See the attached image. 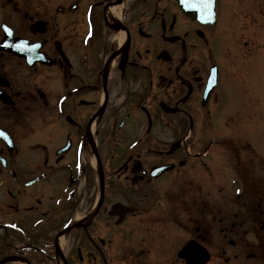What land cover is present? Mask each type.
<instances>
[{"label": "flooded vegetation", "instance_id": "obj_1", "mask_svg": "<svg viewBox=\"0 0 264 264\" xmlns=\"http://www.w3.org/2000/svg\"><path fill=\"white\" fill-rule=\"evenodd\" d=\"M251 1L236 54H258ZM2 6L0 264H264V168L240 154L256 111L223 103L222 0Z\"/></svg>", "mask_w": 264, "mask_h": 264}, {"label": "rangeland", "instance_id": "obj_2", "mask_svg": "<svg viewBox=\"0 0 264 264\" xmlns=\"http://www.w3.org/2000/svg\"><path fill=\"white\" fill-rule=\"evenodd\" d=\"M222 1L226 7H232L229 10L232 15L234 14V11H239L238 0ZM9 8L2 6V9H0V15L7 16L10 13ZM259 8L261 10L260 13L262 14L258 18V28L255 35H253V37H257L259 40L258 54L257 52H255V54H248V50L251 52V47H244L242 52L239 51L236 54L238 47L233 42H236L235 39L237 40L238 36L234 35L236 33L238 34V28L241 27V19L239 14L235 13V16L232 17L231 20L227 21V23H229L227 24V27L226 25L224 27L229 29L225 31L224 42L228 45L227 48L231 53L226 57V59H224L226 61L225 68L223 69V72L226 75L224 81L226 80L228 82V87H224L225 90L222 92V97L224 100L223 103L229 110L232 111V114H235V111L240 109L242 103L244 104L243 106L248 107V109L252 108V105H255L254 107L256 114L254 116V123L252 126H250L252 132L249 134L255 147H253L254 150L252 149L253 151L250 152L251 149H249V143H244L242 145V149L240 150L242 153L240 154H243L242 163L244 164V168L251 167L253 169L259 170V172H262V169L264 168V91H257L254 89H260V85L262 84L263 80H259L258 86L255 85L256 83L252 85V81L250 80L251 75L257 71V68L260 67V70L262 71V65L264 64L261 62V60L264 58V0H260ZM248 29L251 31V27ZM260 58L262 59L259 61L256 60ZM259 73L260 72L258 71V74ZM223 86H225V83H223ZM240 89H244L245 92H242ZM256 96L257 102L254 100ZM242 118L245 119L244 117ZM255 154L257 155L256 157H258L257 160L259 159L258 162L256 161L257 163H254L253 160H248Z\"/></svg>", "mask_w": 264, "mask_h": 264}, {"label": "bare ground", "instance_id": "obj_3", "mask_svg": "<svg viewBox=\"0 0 264 264\" xmlns=\"http://www.w3.org/2000/svg\"><path fill=\"white\" fill-rule=\"evenodd\" d=\"M251 4H252V1L251 0H238V10L239 11H249L250 9L248 8L249 6H251ZM232 8V7H231ZM231 8H229L228 6L227 7H225V10H224V12H225V14H224V18H225V20L227 19V20H229L230 18H232V17H234L235 16V14H233L232 16L230 15L231 13H229L228 14V11L231 9ZM246 8H248V9H246ZM234 13V12H233ZM230 15V16H229ZM226 30H229L228 28H225V31ZM262 58H260V59H256L257 61H259V60H261ZM261 62H264V58H263V60H261ZM258 71L260 72L258 75H257V73H258ZM215 72V68H213L212 69V74ZM225 74H224V76H223V83H225V86H223V87H228V85H227V81L225 80L224 81V78H225ZM256 78H258L259 80L261 79V80H263V82H262V84L260 85L261 87H260V89H257V91H260V90H262V89H264V70H260V67L259 68H257V71L255 72V73H253L252 75H251V78H250V80L252 81V85H254V83H256ZM242 92H245V90L244 89H240ZM245 94V93H244ZM254 100H256V102H257V96L254 98ZM242 102V101H241ZM247 102V101H246ZM257 104V103H256ZM241 105H244L243 103L241 104ZM229 126H231L230 124H229ZM258 158V157H257ZM259 160V159H258ZM264 165V164H263ZM249 172L251 173V172H253V173H258V170H255V169H253V168H249Z\"/></svg>", "mask_w": 264, "mask_h": 264}, {"label": "snow or ice", "instance_id": "obj_4", "mask_svg": "<svg viewBox=\"0 0 264 264\" xmlns=\"http://www.w3.org/2000/svg\"><path fill=\"white\" fill-rule=\"evenodd\" d=\"M185 3H191L192 7H196L199 3H208L210 0H184Z\"/></svg>", "mask_w": 264, "mask_h": 264}]
</instances>
